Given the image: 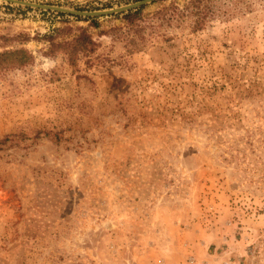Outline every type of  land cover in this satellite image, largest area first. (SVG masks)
<instances>
[{
	"label": "rangeland",
	"instance_id": "rangeland-1",
	"mask_svg": "<svg viewBox=\"0 0 264 264\" xmlns=\"http://www.w3.org/2000/svg\"><path fill=\"white\" fill-rule=\"evenodd\" d=\"M171 2L142 6L148 43L129 53L121 14L94 27L0 1V52L33 57L0 73V264L168 248L186 264H264V0H218L195 33L149 20ZM82 33L94 49L71 65L57 45Z\"/></svg>",
	"mask_w": 264,
	"mask_h": 264
},
{
	"label": "trees",
	"instance_id": "trees-1",
	"mask_svg": "<svg viewBox=\"0 0 264 264\" xmlns=\"http://www.w3.org/2000/svg\"><path fill=\"white\" fill-rule=\"evenodd\" d=\"M171 1L169 6L156 10L149 17V20L155 19L160 21L161 25L165 23L166 26L182 25L189 32L195 33L203 30L219 13L218 0H188L182 9H178L174 5V1ZM142 9L143 7H140L134 11L121 14L122 19L125 21V28L120 32L119 37L129 53L143 50L148 43L144 35L145 26L142 25ZM84 20L97 27L96 19L86 18ZM166 40L169 41L171 38L167 36ZM66 46L69 47L66 53L70 64L75 65L77 55L91 52L95 43L88 35L82 33L71 42L57 45L62 50L66 49ZM32 62V55L24 48L3 50L0 52V73L26 67Z\"/></svg>",
	"mask_w": 264,
	"mask_h": 264
},
{
	"label": "water",
	"instance_id": "water-1",
	"mask_svg": "<svg viewBox=\"0 0 264 264\" xmlns=\"http://www.w3.org/2000/svg\"><path fill=\"white\" fill-rule=\"evenodd\" d=\"M4 1L6 3H11L15 5H20L23 7H29V8H35L45 11H52L56 13H62L70 16H75L79 18H101V17H107L112 16L114 14H123L127 13L129 11H134L142 6H145L147 4H151L158 0H138L136 2H132L129 4L117 6L110 9H102V10H75V9H68L60 6H54V5H47V4H39L34 2H28L23 0H0Z\"/></svg>",
	"mask_w": 264,
	"mask_h": 264
},
{
	"label": "crops",
	"instance_id": "crops-1",
	"mask_svg": "<svg viewBox=\"0 0 264 264\" xmlns=\"http://www.w3.org/2000/svg\"><path fill=\"white\" fill-rule=\"evenodd\" d=\"M161 251V252H159ZM144 254H135L130 264H186L185 260L180 259V255L175 250H148Z\"/></svg>",
	"mask_w": 264,
	"mask_h": 264
},
{
	"label": "built area",
	"instance_id": "built-area-1",
	"mask_svg": "<svg viewBox=\"0 0 264 264\" xmlns=\"http://www.w3.org/2000/svg\"><path fill=\"white\" fill-rule=\"evenodd\" d=\"M190 262H191V260H190Z\"/></svg>",
	"mask_w": 264,
	"mask_h": 264
}]
</instances>
